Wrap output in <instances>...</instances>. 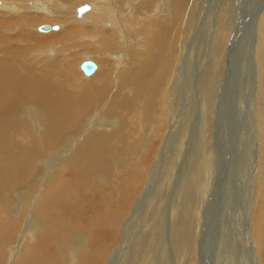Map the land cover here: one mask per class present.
<instances>
[{
	"label": "bare ground",
	"instance_id": "obj_1",
	"mask_svg": "<svg viewBox=\"0 0 264 264\" xmlns=\"http://www.w3.org/2000/svg\"><path fill=\"white\" fill-rule=\"evenodd\" d=\"M233 1L1 0L0 264L18 250L12 245L22 228L30 238L14 264H106L111 256L113 264L126 260V251L125 258L120 257L125 239L137 216L146 214L153 179L164 168L157 159L168 156L169 143L182 138L184 127L190 125L183 120L179 126L175 118L185 108L190 122L196 118L194 126L201 121L191 136L192 160L186 162L193 172L188 170L185 178H197L199 166L210 158L206 132L213 121L217 75L233 27ZM85 4L88 9L80 12ZM201 15L216 16L207 30L215 31L217 19L219 25L208 49L211 62L200 81L194 76L190 84L183 49ZM43 24L61 28L46 25L44 31L39 28ZM258 25L257 184L263 189L252 218L253 238L244 224L238 227L252 252V264H264V10ZM237 39L233 38L235 44ZM85 60L98 65L90 75L81 69ZM200 97L202 119L200 114L196 117ZM198 158L201 162L195 161ZM57 162L62 164L59 168ZM32 203L35 208L25 223ZM193 204L188 206L194 209V218ZM188 217L184 213L176 230L183 231ZM193 238L194 257L189 254L192 258L186 264L212 262L203 250L204 240L201 244L199 234ZM178 248L184 249L182 244Z\"/></svg>",
	"mask_w": 264,
	"mask_h": 264
},
{
	"label": "rangeland",
	"instance_id": "obj_2",
	"mask_svg": "<svg viewBox=\"0 0 264 264\" xmlns=\"http://www.w3.org/2000/svg\"><path fill=\"white\" fill-rule=\"evenodd\" d=\"M233 2L234 5L236 3V6L232 11L234 12L232 16L234 20L232 23L233 27H231L232 29H230L228 34L229 41L224 51L225 60L223 59V67L225 66V68L222 67L221 71L218 72L219 75H217L214 117L213 121H210L211 129L209 128V131L206 132L209 140L208 147L207 149L205 147V149L209 151L212 147L211 154L209 155L210 158L208 159L209 163L201 156V160L204 161L199 166L197 178L196 176L191 179L188 176L185 178V173H188V170L191 171L190 174L193 172V166L190 167L189 164V169L187 168V163L192 160L190 159V153L195 141V138L191 136L197 133V130L194 128L201 125V121H199L194 126V120L192 119H196L195 117L191 118L190 122L189 112L185 108L184 113L180 114L179 112L175 118L178 124H181L179 126H182L183 120L186 121L187 125L189 123L190 125L187 128L184 127L182 131L184 133L181 134L182 138H176L175 142L179 144L169 143L170 147L167 149L168 156L165 154V157H158L157 162L160 160L164 168L162 169V173L153 179L152 187L154 188L149 195L151 206L148 205L146 214H139L133 223L134 225L131 226V230L128 232L129 235L126 237V242L123 245L125 250L120 255V257L125 258L124 256L128 253V258L126 257V260H123L119 264H186L190 262L189 260H191L195 253L194 234L195 236L199 234L198 240L201 239V244L204 240L202 245L203 250L212 259V262L209 264H252V252L247 247V242L242 234V226L238 227L244 224L243 227H245L246 231L250 232L251 239L253 238V233L251 232L252 225L263 189V187L257 184L260 167L261 135H259L260 129L257 118L259 110V75L256 41L258 38L260 11L264 10L262 9L264 7L262 6L264 0H234ZM86 5L88 4L82 6ZM203 16H206L205 12ZM203 16L201 17L202 20L200 19L201 22H197V25L190 30L187 36L188 44L186 43L183 49V55L188 57L186 64L189 63V65L186 68V72L190 79V84L196 79L194 76H197L198 81H200L203 73L202 70H205V67L211 62L212 49L209 52L208 49L213 46L216 37L215 33L219 25V20L217 19L214 22V27L216 25L215 31L207 30L206 25L213 22L212 19L214 20L216 16L212 19H208V16ZM34 19H45V16L34 15ZM43 25L60 26L59 24ZM235 36L238 38L237 44L233 41V38L235 40ZM224 44L225 39L222 40V45ZM197 71L200 72L198 73ZM222 73L223 76H226L223 77ZM190 91V88L187 89L186 94L188 95ZM185 103L191 104L187 103V100ZM198 105L200 108L199 113H196V117L200 114V119H202L203 102L201 97L199 98ZM172 125L175 127L174 121ZM199 134H201V131ZM200 140H203V138ZM179 155L180 158L176 159ZM172 159H174L173 162ZM201 160L199 158L195 159L198 162H201ZM60 163H56L57 168L62 165ZM174 163L176 164L175 167L173 166ZM201 167L203 170H201ZM261 183L260 180V185ZM191 203H194V208L196 207V217L194 218L192 214L194 209L189 207ZM188 204L190 205L188 206ZM33 207L35 208L32 203L27 208V213L25 212L24 216L25 223L31 217L30 212L33 211ZM197 210L199 213H196ZM182 211L187 217L188 215L191 217V219H188V224L192 221L189 225H183L185 226L183 227L184 232L181 230L183 232L182 236H184V238L182 237L183 242L180 238L181 232L176 230L178 229L177 226L181 223V218L184 217ZM7 213L11 214L9 211ZM7 213L6 216L12 217V215H8ZM198 226L200 227L198 228ZM22 230L23 228L19 232L20 235H18L17 241L12 245V247L19 248L14 252L15 254L9 252L5 264H14L17 261L21 246L25 242L26 237H28L27 240L30 238V235L28 236ZM223 231L227 236L223 234ZM192 238L193 240H191ZM149 241L151 244H148ZM190 241L193 242L191 243ZM180 244H182L183 250L178 248ZM198 246L197 242L199 258ZM181 251H183V255L180 254ZM186 251L189 252L187 253ZM185 254H187V258H185ZM189 254L192 256L190 257ZM204 259L207 263L208 257ZM114 261L116 260L111 256L108 258L106 264H113Z\"/></svg>",
	"mask_w": 264,
	"mask_h": 264
},
{
	"label": "water",
	"instance_id": "obj_3",
	"mask_svg": "<svg viewBox=\"0 0 264 264\" xmlns=\"http://www.w3.org/2000/svg\"><path fill=\"white\" fill-rule=\"evenodd\" d=\"M86 9H88V6H83L80 7L79 11L84 12ZM44 27H46V25H41L39 28L45 31L46 28ZM95 68H96V63L92 60H85L81 64V69L84 71L86 75H90L91 73H93Z\"/></svg>",
	"mask_w": 264,
	"mask_h": 264
}]
</instances>
